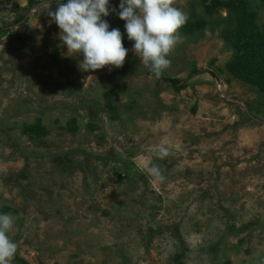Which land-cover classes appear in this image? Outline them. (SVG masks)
Segmentation results:
<instances>
[{
  "label": "rangeland",
  "instance_id": "obj_1",
  "mask_svg": "<svg viewBox=\"0 0 264 264\" xmlns=\"http://www.w3.org/2000/svg\"><path fill=\"white\" fill-rule=\"evenodd\" d=\"M58 2L0 0V208L9 207L0 213L15 217L18 255L29 264H264V92L225 68L233 49L220 31L232 15L177 0L206 23L180 31L162 73L184 83L175 89L132 50L111 10L119 0L103 18L123 34L125 64L82 70L47 14ZM249 10L260 25L264 0ZM37 117L46 131L30 138L23 123ZM152 166L162 183L141 170Z\"/></svg>",
  "mask_w": 264,
  "mask_h": 264
},
{
  "label": "clouds",
  "instance_id": "obj_2",
  "mask_svg": "<svg viewBox=\"0 0 264 264\" xmlns=\"http://www.w3.org/2000/svg\"><path fill=\"white\" fill-rule=\"evenodd\" d=\"M176 3L177 0H121L119 5L118 15L126 22L127 38L134 41L132 50L157 78L171 66L169 57L182 42L180 29L189 19ZM47 14L58 25L59 39L67 53L82 56V70L123 67L129 49L124 46L120 29L110 30L103 18L110 14L109 0H61L55 11L49 8ZM156 155L168 156V147L161 144ZM141 170L161 183L165 179L156 166ZM14 224L12 214L0 213V264L14 262L18 245L9 236Z\"/></svg>",
  "mask_w": 264,
  "mask_h": 264
},
{
  "label": "trees",
  "instance_id": "obj_3",
  "mask_svg": "<svg viewBox=\"0 0 264 264\" xmlns=\"http://www.w3.org/2000/svg\"><path fill=\"white\" fill-rule=\"evenodd\" d=\"M30 4L33 0H29ZM119 0L115 12H119ZM203 8L207 15L215 13L219 7L227 9L228 13L232 15L235 25L232 27L223 28L220 33L226 41L232 46L233 54L225 63V68L235 77L253 84L260 91L264 92V20L259 25L256 22L255 14L249 10V0H201ZM23 17L18 15L14 22ZM206 20L204 18L189 20L180 29L184 33H192L196 29L204 26ZM5 30L0 31V36ZM192 71L198 70L197 67L192 66ZM212 74L216 72L211 70ZM160 78L169 80L175 89L181 88L184 83H180L175 77H168L161 74ZM109 104V102H107ZM108 107V105H106ZM65 126L69 130L77 128L76 118L70 117ZM94 126V125H92ZM22 131L30 138L38 137L45 133L46 129L42 126L40 119L37 117L33 122H24ZM9 207L2 205L0 210H6ZM15 260L19 264H29L28 261L15 255Z\"/></svg>",
  "mask_w": 264,
  "mask_h": 264
},
{
  "label": "water",
  "instance_id": "obj_4",
  "mask_svg": "<svg viewBox=\"0 0 264 264\" xmlns=\"http://www.w3.org/2000/svg\"><path fill=\"white\" fill-rule=\"evenodd\" d=\"M38 5V4H37ZM37 5H33V9L32 10H34L36 7H37ZM28 14L29 13H26L19 21H17L16 22V24H19V23H21L22 21H24V19L28 16ZM15 24V23H14Z\"/></svg>",
  "mask_w": 264,
  "mask_h": 264
}]
</instances>
